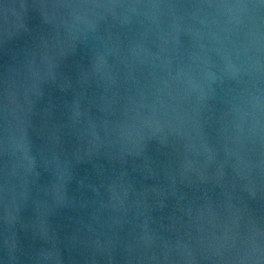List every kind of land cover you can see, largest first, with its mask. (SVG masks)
I'll return each instance as SVG.
<instances>
[{"label": "water", "instance_id": "1", "mask_svg": "<svg viewBox=\"0 0 264 264\" xmlns=\"http://www.w3.org/2000/svg\"><path fill=\"white\" fill-rule=\"evenodd\" d=\"M0 264H264V0H0Z\"/></svg>", "mask_w": 264, "mask_h": 264}]
</instances>
